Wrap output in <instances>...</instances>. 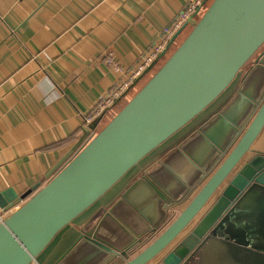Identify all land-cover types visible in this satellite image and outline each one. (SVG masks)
Here are the masks:
<instances>
[{
  "label": "water",
  "instance_id": "water-1",
  "mask_svg": "<svg viewBox=\"0 0 264 264\" xmlns=\"http://www.w3.org/2000/svg\"><path fill=\"white\" fill-rule=\"evenodd\" d=\"M203 8L175 35L191 25L179 46L169 45L135 83L164 59L151 78L45 185L0 192V264H36L63 230L211 106L263 46L264 0H204ZM263 130L261 53L195 136L73 228L53 264H264Z\"/></svg>",
  "mask_w": 264,
  "mask_h": 264
},
{
  "label": "crops",
  "instance_id": "crops-1",
  "mask_svg": "<svg viewBox=\"0 0 264 264\" xmlns=\"http://www.w3.org/2000/svg\"><path fill=\"white\" fill-rule=\"evenodd\" d=\"M190 2L0 0V192L14 188L22 194L47 183L91 135L94 122L85 120L95 102L124 78L109 69L106 54L118 59L124 74L131 72ZM189 26L174 37L169 51L179 46ZM163 61L121 93L96 130ZM98 207L63 231L60 243L36 264H53L70 245L64 241L66 235ZM0 213L7 216L1 207Z\"/></svg>",
  "mask_w": 264,
  "mask_h": 264
},
{
  "label": "built area",
  "instance_id": "built-area-1",
  "mask_svg": "<svg viewBox=\"0 0 264 264\" xmlns=\"http://www.w3.org/2000/svg\"><path fill=\"white\" fill-rule=\"evenodd\" d=\"M203 2L204 0H191L182 13L171 24L167 25L163 29L158 42L143 56L144 60L138 63V65L131 72L124 74V69L119 63L118 59H116L112 53L108 52L106 54V65L112 72L118 73L122 76L124 75V78L120 81L118 80L119 82L117 81L114 84L113 88H111L108 94L102 96L95 102L93 109L86 117L85 121L87 124H92L98 117L102 116L105 111L114 102H116L121 93L126 91L130 85L136 82V80L146 71V69L155 62L159 55L168 48L175 35L183 28L189 19H191L195 13L203 7ZM81 145H83V143ZM81 145L77 148V150H79ZM77 150L75 152H77ZM75 152L73 154H75ZM3 218V213H0V221H2Z\"/></svg>",
  "mask_w": 264,
  "mask_h": 264
},
{
  "label": "flooded vegetation",
  "instance_id": "flooded-vegetation-1",
  "mask_svg": "<svg viewBox=\"0 0 264 264\" xmlns=\"http://www.w3.org/2000/svg\"><path fill=\"white\" fill-rule=\"evenodd\" d=\"M261 53H264V44L259 49V51L252 57V59L242 68V70L239 72L237 78L234 80L235 82L233 81L234 84H233L232 88L229 91H227L228 90L227 89L226 90L227 93L224 96L217 99L211 106H209L196 119L192 120L183 129H181L179 132H177L175 135H173L171 138H169L166 142H164L161 146H159L156 150H154L151 153V156H149L147 158L146 162H142V163L140 162L138 165H136L125 176V178H123L112 190H110L101 200H99L94 207H96L98 205H99V207H101V206L106 205L110 202L112 205L114 202H116L118 200V198H120L119 196L123 192L124 189H126L127 187H129L130 185H132L134 182L137 181V180H135L136 177H134V176H136L134 174L135 172H139V173L142 172L141 176L138 179V181H139L140 179L143 178V175L145 174V172L147 170L153 169V168L156 169L160 166L161 161L165 158V156L167 155L166 153L169 150L171 151L172 149L178 147L179 143H181L183 139L186 140V139L194 137L195 134H194L193 130L195 129V127L198 128L199 124L202 123L204 117H208V116L213 115L219 109V107L222 104H224L225 101L235 92V87L238 85V80H240L244 74H246L252 67H254L257 64V58ZM261 136H260L262 139L261 142L264 145V130H263ZM123 180H125L124 183H123ZM186 203H188V201ZM91 210L86 211L85 213H88ZM75 226H76V223H75Z\"/></svg>",
  "mask_w": 264,
  "mask_h": 264
},
{
  "label": "rangeland",
  "instance_id": "rangeland-1",
  "mask_svg": "<svg viewBox=\"0 0 264 264\" xmlns=\"http://www.w3.org/2000/svg\"><path fill=\"white\" fill-rule=\"evenodd\" d=\"M205 8H206V7H205ZM205 8H204V9H205ZM190 30H191V27L189 26V29L186 30V33H185L183 39L188 35V33L190 32ZM183 39L181 40V42L183 41ZM170 54H171V53H170ZM168 55H169V54H168ZM163 62H164V61H163ZM155 72H156V71H155ZM155 72H154V73H155ZM154 73H153V74H154ZM150 78H151V77H150ZM150 78H149V79H150ZM149 79H148V80H149ZM234 82H235V81H234ZM233 84H234V83L231 84V86L228 88L227 91H229V90L232 88ZM142 85H143V84H142ZM227 91L224 92V94H222L219 98H221L222 96H224V95L227 93ZM219 98H218V99H219ZM111 119H112V118L109 117V121H110ZM107 123H108V122H107ZM105 125H106V124H105ZM105 125H104V126H105ZM149 156H151V154H150ZM149 156H147L142 162H146V160H147V158H148ZM142 162H141V163H142ZM95 205H96V204H95ZM95 205H94V206H95ZM94 206H93V207H94ZM93 207H92V208H93ZM92 208H91V209H92ZM91 209H89V210H91ZM74 222H75V221H74ZM74 222H73V223H74ZM73 223H72V224H73ZM72 224H71V225H72ZM71 225H69L65 230H67ZM65 230H63V231H65ZM63 231H62V232L56 237V239H55V240L53 241V243L49 246V248L46 249V250L43 252V254L40 256L39 261H40L41 263H43L41 257H42L47 251H49V249L51 248V246H52L53 244H54V245H57V244L60 243V239H59V238H60L61 235L63 234Z\"/></svg>",
  "mask_w": 264,
  "mask_h": 264
},
{
  "label": "trees",
  "instance_id": "trees-1",
  "mask_svg": "<svg viewBox=\"0 0 264 264\" xmlns=\"http://www.w3.org/2000/svg\"><path fill=\"white\" fill-rule=\"evenodd\" d=\"M121 108H122V107H121ZM121 108H120V109H121ZM120 109H119V110H120ZM119 110H118V111H119ZM118 111L116 112V114L118 113ZM116 114H115V115H116ZM115 115H114V116H115ZM114 116H113V117H114ZM113 117H112V118H113ZM97 131H98V130H94V129H93L91 135L89 136V138H88L85 142H83V145H81V147L79 148V150H80L81 148H83V147L86 145V143H87V142H88V141H89V140H90V139L96 134ZM79 150H77V152H75V154H73L70 158H68V159H67V160L61 165V167H60L58 170H56V172L59 171L64 165H66V164H67V163H68V162H69V161H70V160H71V159H72V158H73V157L79 152ZM56 172H55V173H56Z\"/></svg>",
  "mask_w": 264,
  "mask_h": 264
},
{
  "label": "bare ground",
  "instance_id": "bare-ground-1",
  "mask_svg": "<svg viewBox=\"0 0 264 264\" xmlns=\"http://www.w3.org/2000/svg\"><path fill=\"white\" fill-rule=\"evenodd\" d=\"M204 9L203 7L201 8V10Z\"/></svg>",
  "mask_w": 264,
  "mask_h": 264
}]
</instances>
